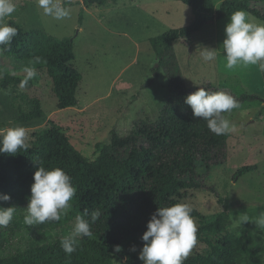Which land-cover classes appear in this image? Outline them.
Segmentation results:
<instances>
[{"label":"rangeland","instance_id":"obj_1","mask_svg":"<svg viewBox=\"0 0 264 264\" xmlns=\"http://www.w3.org/2000/svg\"><path fill=\"white\" fill-rule=\"evenodd\" d=\"M213 1L218 8L223 0ZM254 1V6L264 13V0ZM60 2L72 9L70 19L56 21L44 16L37 0H13L16 11L3 22L14 20L24 28H38L58 39L73 40L76 60L72 66L83 76L77 92L79 106L59 110L45 65L16 63L3 55L0 46V82L1 73L27 78L23 69L34 67L37 74L31 79L37 82L31 88H18V92L39 99L46 112L45 120L20 124L9 90L0 89V128L25 127L32 145L33 134L53 121L65 130L78 152L94 161L99 155L98 147L109 144L114 134L128 138L138 123H154L172 112L170 90L174 84L190 90L210 83L235 96L256 95L260 100L226 114L238 129L227 142V163L209 172L200 163L197 181L213 187L224 203L231 205L226 231L236 235L241 246L264 244V226L256 223L264 212V72L258 66L234 70L225 67L222 45L230 18L215 21L189 39L175 42L159 62V40L165 33L193 22L190 7L175 0H118L89 8L85 0ZM249 17L254 23H264L250 14ZM198 47L217 50L216 60L203 61L197 54ZM246 167L256 170L235 179ZM176 200L206 216L224 210L208 190H185ZM13 206L17 211L12 222L0 227V260L32 246L60 240L75 224L46 222L28 226L24 223L27 208L0 202V207ZM194 221L198 229V220ZM206 251L199 245L189 257ZM113 264L127 263L115 260Z\"/></svg>","mask_w":264,"mask_h":264},{"label":"trees","instance_id":"obj_2","mask_svg":"<svg viewBox=\"0 0 264 264\" xmlns=\"http://www.w3.org/2000/svg\"><path fill=\"white\" fill-rule=\"evenodd\" d=\"M109 1L118 0H85V5L88 8L93 4L103 6ZM175 1L190 7L194 20L187 27L163 35L156 49L159 62L175 42L189 39L215 21L230 18L234 11L244 10L264 22V13L254 6V0H223L218 8L213 0ZM8 24L15 27L18 34L10 45L1 46L3 55L25 65L37 64L35 57H41L46 61L41 63L52 80L58 109L78 107L77 92L83 76L72 66L76 60L73 40L58 39L38 28H24L14 20ZM1 77L0 89L9 90V98L17 106L18 123L45 120L42 102L18 92L20 87L31 88L36 79H27L21 86L24 77L7 73H1ZM201 87L211 92L223 91L210 83ZM198 88L188 90L179 84L172 85V112H166L154 123H138L128 138L114 134L109 144L98 147L99 155L94 161H88L78 152L65 130L53 121L33 134L28 151L0 153V194L9 195V203L27 208L38 167L48 170L60 167L72 178L77 193L71 201V210L62 215L58 223L74 222L77 215L83 216L85 209L89 216L84 218L88 220L92 211L98 209L102 213L91 226L93 238H83L71 255L63 251L60 239L32 246L0 260V264H113L115 260L143 264L139 259L144 246L142 236L152 214L159 207L178 203L176 197L185 190L212 192L224 210L212 216L192 211V217L199 223L193 250L203 245L207 251L188 257L184 264H264V244L241 246L238 237L226 231L231 205L224 203L213 187L197 181L200 163L207 172L227 163V142L233 136L215 135L209 131L206 121L193 116L184 101ZM232 96L241 108L260 100L256 95ZM255 170L256 167L243 168L235 179ZM116 246L122 251L116 253ZM133 247L136 251L131 250Z\"/></svg>","mask_w":264,"mask_h":264},{"label":"clouds","instance_id":"obj_3","mask_svg":"<svg viewBox=\"0 0 264 264\" xmlns=\"http://www.w3.org/2000/svg\"><path fill=\"white\" fill-rule=\"evenodd\" d=\"M37 6L43 10L44 16L56 21L70 19L73 14L72 9L65 7L60 0H37ZM15 11L16 5L13 0H0V46L10 45L18 34L15 27L3 22ZM225 35L222 49L226 53L224 59L228 70L258 66L259 71L264 72V23H254L246 11L237 10L230 15ZM217 52L207 47L197 48V54L205 62L215 61ZM41 62L46 63L41 57H35L34 63ZM23 71L27 73V78L21 86L27 83V79L37 74L34 67H25ZM184 102L190 106L194 117L206 121L209 131L213 134L229 135L237 132V125L225 115L241 108L240 103L232 95L224 91L211 92L199 87L197 91L188 95ZM28 139L27 129L23 126L0 128V153L16 154L21 150L28 151L31 147ZM33 179L24 223L33 226L59 222L61 216L67 215L71 210V201L77 193L72 178L60 167L48 170L44 166H39ZM10 200L9 195L0 194V202ZM16 211L14 206L0 207V227H7ZM192 211L190 204L179 202L159 207L152 214L147 231L142 236L144 246L139 259L143 264H184L197 244L198 229L191 215ZM101 215L98 209L91 212L90 220L84 218L89 216L87 209L83 216L77 215L72 231L60 241L67 255L77 250L83 238H93L91 226ZM256 223L258 226H264V212L260 213ZM131 250L136 251V248L133 247ZM114 251L119 253L122 248L116 246Z\"/></svg>","mask_w":264,"mask_h":264}]
</instances>
